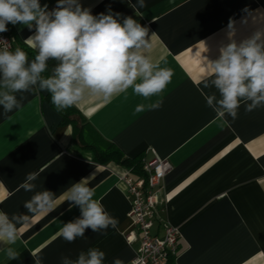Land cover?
Returning <instances> with one entry per match:
<instances>
[{
    "label": "crops",
    "instance_id": "obj_1",
    "mask_svg": "<svg viewBox=\"0 0 264 264\" xmlns=\"http://www.w3.org/2000/svg\"><path fill=\"white\" fill-rule=\"evenodd\" d=\"M79 2L94 16L123 3L118 13L148 28L150 54L173 71L171 82L150 100L129 89L107 104L90 98L56 112L48 92L37 87L17 93L21 107L7 116L0 106V211L28 214L23 204L35 192L49 190L58 199L71 184L88 179L94 198L119 220L106 235L87 229L84 238L69 243L60 229L81 213L59 202L51 213L17 226L19 259L0 255V264H34L33 253L43 264H61V257L75 260L89 248L103 251L105 264L115 258L131 264L140 235L128 216L130 198L121 176L130 171L142 184V172L131 171L127 163L96 162L88 147L95 140L113 143L127 158L170 162L151 228L156 235L162 234L163 224L179 231V251L167 264H264V107L246 112L241 105L235 120H221L205 100L212 93L219 98L218 92L203 87L210 61L222 46L264 31V0H145L147 7L138 11L129 0ZM40 3L52 10L57 0ZM13 28L12 51L20 47L33 60L36 52L25 40L35 30L20 24ZM54 65L49 61L45 77ZM158 99L163 101L159 109L135 111ZM34 171L40 173L34 192L18 190Z\"/></svg>",
    "mask_w": 264,
    "mask_h": 264
},
{
    "label": "clouds",
    "instance_id": "obj_2",
    "mask_svg": "<svg viewBox=\"0 0 264 264\" xmlns=\"http://www.w3.org/2000/svg\"><path fill=\"white\" fill-rule=\"evenodd\" d=\"M129 6L135 11L147 7L145 0H136ZM20 24L35 30L25 43L36 52L29 61L20 47L14 51L0 47V106L3 115L21 107L17 93L34 88L51 94L56 112L77 106L87 99L96 98L107 104L113 98L132 89L134 95L150 100L158 97L171 82L173 71L161 67L152 57L149 30L131 16L120 13L93 15L83 8L79 0H57L55 8L48 10L40 0H0V33L8 31L7 25ZM49 61H55L51 74ZM204 88L216 89L205 95L206 105L217 118L238 117L243 105L246 112L264 107V31L257 30L237 43L232 40L219 50L217 59L210 61ZM125 98L127 96L125 95ZM162 99L147 105L139 104L136 112L162 107ZM38 171L26 174L19 189L34 192ZM88 179L71 184L57 199L49 190L37 191L25 201L28 214L9 216L0 211V255L7 260L19 259L16 249L20 239L18 225L28 224L42 213L56 210L59 202H69L80 209V217L63 224L60 234L69 243L84 238L87 229L106 235L111 227L117 229L119 220L105 210ZM31 214V215H29ZM106 254L98 248L81 251L75 260L61 257V264H105ZM34 264H43V258L32 254ZM112 264H123L115 258Z\"/></svg>",
    "mask_w": 264,
    "mask_h": 264
},
{
    "label": "built area",
    "instance_id": "obj_3",
    "mask_svg": "<svg viewBox=\"0 0 264 264\" xmlns=\"http://www.w3.org/2000/svg\"><path fill=\"white\" fill-rule=\"evenodd\" d=\"M14 38L6 32L0 33V47L12 50ZM171 164L168 159L154 157L142 164V184L133 178L130 171L122 174L126 193L130 198L128 216L139 233V245L135 250L131 264H167L170 257L179 251V231L177 227L163 224L162 234L151 233L157 220L156 210L159 204L161 183ZM130 243L134 240L132 232L126 236Z\"/></svg>",
    "mask_w": 264,
    "mask_h": 264
},
{
    "label": "trees",
    "instance_id": "obj_4",
    "mask_svg": "<svg viewBox=\"0 0 264 264\" xmlns=\"http://www.w3.org/2000/svg\"><path fill=\"white\" fill-rule=\"evenodd\" d=\"M122 8L123 3L117 5L111 11L115 14L118 13ZM7 27L8 31L6 33L12 36L15 40L16 33L14 31L13 25L8 24ZM28 51L31 52L30 50ZM35 55L36 54H33L34 57ZM53 62L55 61H51V63ZM47 97L51 101V94L49 92L47 94ZM63 118L73 124V120L70 119L65 113ZM88 147H90V149L94 152L96 162L103 164L110 160H113L121 163H127L131 171H142V164L144 161L142 157L127 158L113 143H105L99 140H95V142L91 145H88Z\"/></svg>",
    "mask_w": 264,
    "mask_h": 264
}]
</instances>
